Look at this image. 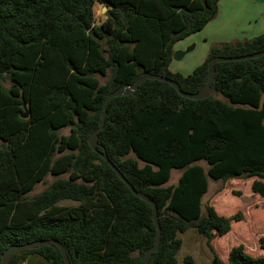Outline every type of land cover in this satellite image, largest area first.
I'll return each mask as SVG.
<instances>
[{"label":"trees","instance_id":"1","mask_svg":"<svg viewBox=\"0 0 264 264\" xmlns=\"http://www.w3.org/2000/svg\"><path fill=\"white\" fill-rule=\"evenodd\" d=\"M219 3L0 0V264L10 246L47 239L65 247L71 264H141L157 235L153 210L103 152L158 206L161 242L150 264H177L180 235L190 229L206 237L214 264H264L243 244L230 250L227 263L215 252L212 241L245 219L241 211L225 217L208 204L203 213L210 179L256 177L252 191L264 199V56L216 64L212 92L203 100L146 80L133 95L110 102L97 151L88 141L100 127L108 95L143 72L197 93L211 59L264 52L262 34L214 45L188 76L171 71L174 45L213 21ZM99 5L108 11L97 24ZM109 71L102 84L97 75ZM67 128L69 135H62ZM173 170L182 174L166 186ZM48 175L68 178L29 198ZM64 201L77 205L61 206ZM259 245L264 250V236ZM33 258L65 264L55 245L17 253L10 264ZM186 262L194 264L191 257Z\"/></svg>","mask_w":264,"mask_h":264},{"label":"rangeland","instance_id":"2","mask_svg":"<svg viewBox=\"0 0 264 264\" xmlns=\"http://www.w3.org/2000/svg\"><path fill=\"white\" fill-rule=\"evenodd\" d=\"M219 13L210 27H215L206 32H198L182 41L177 42L174 47V56L171 61L172 70L183 76L190 75L206 60L211 48L217 40L236 42L237 39H251L264 33V0H220ZM108 10L103 11V6L96 7L97 24L105 19ZM214 25V26H213ZM222 42V43H226ZM104 46L106 44L104 43ZM110 71L106 77L97 75L102 84L109 79ZM6 86H9L8 83ZM218 98L223 99L221 95ZM62 135H69L70 129H63ZM133 156V155H132ZM143 166L142 162H139ZM206 170L208 165L200 162ZM182 170H173L170 181L166 186L177 184ZM68 175H48L44 183L38 184L28 194L29 198L43 192L57 179H67ZM258 178L233 179L227 182L214 181L210 179V189L203 199V213L205 206L212 205L217 212L225 217H230L241 211L245 219L233 223L232 231L225 236L216 237L212 245L219 258L227 263L230 250L243 244L248 254L253 257H264V250L260 248L259 238L264 236V199L252 191V183ZM240 192L242 196L237 197L233 193ZM61 206H75L76 203L64 201ZM183 246L177 254V264H188L187 257L194 260V264H214L213 252L207 246L206 237L190 229L180 235Z\"/></svg>","mask_w":264,"mask_h":264},{"label":"water","instance_id":"3","mask_svg":"<svg viewBox=\"0 0 264 264\" xmlns=\"http://www.w3.org/2000/svg\"><path fill=\"white\" fill-rule=\"evenodd\" d=\"M106 10H107V7H104L103 11H106ZM262 56H264V52H259V53H255L252 55L240 56V57H234V58L215 57V58L211 59L209 64H208L209 73H208V79L206 81V84L197 93L184 92L177 82H175V81H173L167 77L143 72L142 74L139 75V77L137 78V80L133 84L122 86L119 89L113 91L112 93H110L108 95V97L106 98L105 104H104L103 116H102V121H101L100 127L96 131H94L91 134V136L89 137L88 141H89L90 146L92 147V149L94 151H97L98 133L100 130L103 129V126L105 124V120H106V116H107V109H108L110 102L116 97H122L124 95H133L139 89L140 85L144 81H146V80L161 81V82L167 83V84L171 85L172 87H174L178 91V93L184 98L192 99V100H203V99L208 98L212 92L211 84H212V81H213V78L215 75L216 64L224 63V62L251 60V59L260 58ZM28 115H29L28 111H25V113L22 115V117L24 119H26V118H28ZM102 155H103V158L105 159V161L109 163V165L117 173L119 178L132 191V193L136 197H139L142 200H144L145 202H147L153 210V221H154L155 227L157 229V235L155 238L154 245L145 252V254L142 258V261H141V264H150L151 258L153 256V254L159 249L160 242H161V226H160L159 217H158V206L151 198H149L144 193L137 191L131 185V183H129V181L122 175V173L117 169V167L109 160V158L105 152H103ZM48 245H55L60 250L62 257L65 261V264H71L65 247L59 241H57L55 239L37 240V241H32V242H29L26 244L12 245L5 251L3 258H2V264H10L12 257L17 253H21L23 251H27V250H30V249H33L36 247H42V246H48Z\"/></svg>","mask_w":264,"mask_h":264},{"label":"crops","instance_id":"4","mask_svg":"<svg viewBox=\"0 0 264 264\" xmlns=\"http://www.w3.org/2000/svg\"><path fill=\"white\" fill-rule=\"evenodd\" d=\"M219 11H220V9H219ZM215 20V19H214ZM213 20V21H214ZM213 21H211L203 30H202V32H206L207 30H208V28H210L209 30H212V29H214L215 27H210L211 26V24H212V22ZM214 26V25H213ZM264 34V33H263ZM262 35V34H261ZM241 40H246V38L245 39H237V41H241ZM217 41H219V42H217V43H222V42H226L225 40H217ZM170 69H171V71L172 72H174L173 70H172V67H171V65H170ZM209 189H210V182H209ZM208 192H209V190H208ZM208 192H207V194H208ZM206 194V195H207ZM205 195V196H206ZM204 196V197H205ZM204 199V198H203ZM30 264H48L47 262H44V261H41V260H39V259H36V258H33L32 259V262H30Z\"/></svg>","mask_w":264,"mask_h":264}]
</instances>
